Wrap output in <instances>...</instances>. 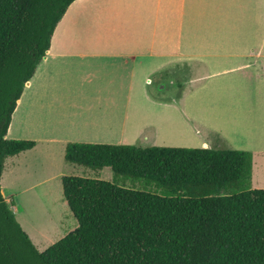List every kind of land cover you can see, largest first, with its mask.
<instances>
[{"label": "trees", "instance_id": "trees-1", "mask_svg": "<svg viewBox=\"0 0 264 264\" xmlns=\"http://www.w3.org/2000/svg\"><path fill=\"white\" fill-rule=\"evenodd\" d=\"M75 0H0V179L34 148L9 140L11 115ZM64 161L112 181L62 176L77 227L39 252L1 194L0 264H264V189L252 155L214 148L68 143Z\"/></svg>", "mask_w": 264, "mask_h": 264}, {"label": "crops", "instance_id": "crops-1", "mask_svg": "<svg viewBox=\"0 0 264 264\" xmlns=\"http://www.w3.org/2000/svg\"><path fill=\"white\" fill-rule=\"evenodd\" d=\"M262 12L264 0L72 2L6 133V139L35 143L5 160L0 179L1 194L30 241L21 207L30 206V194L42 185L62 191L64 168L72 165L64 161L68 143L132 145L154 128L141 114L175 108L176 90L181 102L182 87L192 81L186 72L199 71L198 79L254 67L264 72ZM163 79L168 87L156 91L155 80ZM163 91L168 97L157 99ZM146 132L138 140L154 143L155 134ZM200 148L214 147L202 141Z\"/></svg>", "mask_w": 264, "mask_h": 264}, {"label": "rangeland", "instance_id": "rangeland-1", "mask_svg": "<svg viewBox=\"0 0 264 264\" xmlns=\"http://www.w3.org/2000/svg\"><path fill=\"white\" fill-rule=\"evenodd\" d=\"M261 19L264 20V12ZM256 68L245 70L252 72L254 77L253 74L248 77L245 71H229L210 77L206 74L202 79H198L199 71L184 73L182 76H188L192 81L182 87L181 106L176 90L175 95L170 94L174 95L176 103L170 104H174L175 108H160L141 114L142 117L148 114L151 119L149 125L154 128L140 131L131 144L141 147L200 148L201 142L207 141L215 149L248 151L252 155L251 188L264 189V72ZM168 80H155L156 91L161 86L168 87ZM170 82L178 83L177 80ZM166 93H161L165 94L163 97L160 93L156 94L157 99L167 98ZM146 131L155 134L151 138L154 143L145 138L138 140L143 133L147 134ZM64 172L66 176L97 177L106 181H112L113 177L109 168L92 172L73 164L64 168ZM35 179L36 176L33 180L37 181ZM30 197V206L27 209L21 207V217L30 234L35 236L32 237V244L35 242L36 249L42 252L73 231L77 222L64 205L62 191H58L57 187L42 185Z\"/></svg>", "mask_w": 264, "mask_h": 264}, {"label": "bare ground", "instance_id": "bare-ground-1", "mask_svg": "<svg viewBox=\"0 0 264 264\" xmlns=\"http://www.w3.org/2000/svg\"><path fill=\"white\" fill-rule=\"evenodd\" d=\"M35 223H37V222H35ZM40 223H41V222H40ZM44 225H45V224H44ZM37 226H38V225H36V227H37ZM39 226H40V225H39ZM42 226H43V225H42ZM42 226H41V227H42ZM36 227H35V228H36ZM43 227H44V226H43ZM38 230H39V228H38ZM39 231H40V230H39ZM42 233H43V232H42ZM34 234L37 235V233H35V232H34ZM37 236H38V235H37ZM33 237H35V236H33Z\"/></svg>", "mask_w": 264, "mask_h": 264}]
</instances>
